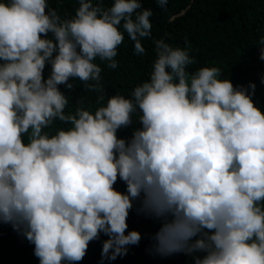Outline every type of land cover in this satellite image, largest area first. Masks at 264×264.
Returning a JSON list of instances; mask_svg holds the SVG:
<instances>
[{
	"label": "clouds",
	"instance_id": "obj_1",
	"mask_svg": "<svg viewBox=\"0 0 264 264\" xmlns=\"http://www.w3.org/2000/svg\"><path fill=\"white\" fill-rule=\"evenodd\" d=\"M151 15L140 0H78L70 17L48 0H0V222L34 246L38 264L80 261L101 233L98 264L123 257L141 239L125 231L134 202L159 223L155 254L264 264V112L254 83L233 86L217 66L189 72L187 41L153 39L148 79L127 98L64 111L58 86L73 89L75 79L104 99L95 61L115 69L125 33L143 55ZM257 44L264 61V36ZM54 121L67 127L46 131ZM129 126V137L117 136Z\"/></svg>",
	"mask_w": 264,
	"mask_h": 264
},
{
	"label": "trees",
	"instance_id": "obj_2",
	"mask_svg": "<svg viewBox=\"0 0 264 264\" xmlns=\"http://www.w3.org/2000/svg\"><path fill=\"white\" fill-rule=\"evenodd\" d=\"M143 8H150L152 15L151 39L141 41L145 49L143 55L133 53V42L125 33L123 42L117 48L115 59L118 61L115 69L106 67V63L95 61L101 67L99 84L103 90L104 99L97 102L100 94L84 87L79 79L72 80L73 89L58 87L65 93L68 103L65 112H71L82 101V106L90 111L104 105L109 96L120 94L126 98L132 88L148 79L151 65L155 59L153 39L164 38L173 47H185L187 41L188 54L193 63L187 66L189 72H194L201 66H217L221 69V77H227L233 84L247 88L249 82L255 84L251 99L264 112V85L260 76L264 74V61L259 59L257 41L264 36V0H166V5L160 7L156 0H140ZM49 6L63 17H70L78 7V0H48ZM110 5L111 0H104ZM50 65H45L42 75L47 77ZM135 122V117H134ZM57 127H67L54 121L53 126L46 131L53 132ZM130 127L117 130L118 137L130 136ZM117 191L125 190L124 182L117 178L113 185ZM137 204L129 210L126 218L128 228L141 233V239L136 245H128L123 257L104 264H192V259L185 253H173L160 256L151 250L152 235L159 223L135 211ZM107 239L103 233L95 240L88 242L85 255L73 264H98L102 241ZM33 245L17 231L10 223L0 222V264H38V258L33 255Z\"/></svg>",
	"mask_w": 264,
	"mask_h": 264
}]
</instances>
